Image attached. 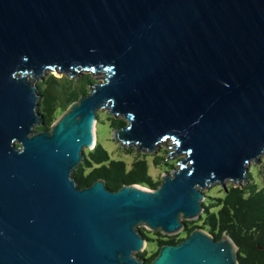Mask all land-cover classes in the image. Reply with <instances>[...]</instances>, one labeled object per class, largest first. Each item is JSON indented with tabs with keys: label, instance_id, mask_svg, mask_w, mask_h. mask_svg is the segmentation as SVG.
I'll list each match as a JSON object with an SVG mask.
<instances>
[{
	"label": "water",
	"instance_id": "obj_1",
	"mask_svg": "<svg viewBox=\"0 0 264 264\" xmlns=\"http://www.w3.org/2000/svg\"><path fill=\"white\" fill-rule=\"evenodd\" d=\"M47 71L106 78L36 130ZM104 109L122 148L173 141L158 188L78 186ZM263 154L264 0H0V264H147L139 228L179 234ZM148 264H239V247L198 227Z\"/></svg>",
	"mask_w": 264,
	"mask_h": 264
},
{
	"label": "trees",
	"instance_id": "obj_2",
	"mask_svg": "<svg viewBox=\"0 0 264 264\" xmlns=\"http://www.w3.org/2000/svg\"><path fill=\"white\" fill-rule=\"evenodd\" d=\"M92 84L94 81L90 73L82 74L76 79H70L65 75L56 77L51 74L38 82L41 95L39 110L44 115V122L37 130L51 129L57 116L62 115L82 95L88 94L89 86ZM106 118L103 120L98 113V126L105 125L106 120L110 121V126L114 129L127 124L123 119H115L113 116L107 115ZM135 151L136 149H128L129 153ZM147 156L146 154L138 156L129 167L124 160L112 159L102 144L97 143L94 149L89 150L85 155L73 176L80 188L103 179L106 186L113 191L119 190L124 185H140L156 189L161 183L155 182L152 178ZM155 159L158 164L166 160L165 157L158 156ZM165 164L172 169L176 168L171 161H166ZM223 193L221 197H207L208 199L203 203L205 212L192 227L187 225V235L198 227L205 229L216 239L226 233L239 247V264H264V188H258V185L248 182L244 185L233 184L228 187L227 192L223 190ZM209 202L211 204L207 205ZM182 235L183 233L166 237L157 232L153 235L160 237L156 251L152 255L147 251L143 252L138 255L139 258L147 264L150 263L159 254L163 244L178 243L182 240ZM147 239L154 240L150 236Z\"/></svg>",
	"mask_w": 264,
	"mask_h": 264
},
{
	"label": "rangeland",
	"instance_id": "obj_3",
	"mask_svg": "<svg viewBox=\"0 0 264 264\" xmlns=\"http://www.w3.org/2000/svg\"><path fill=\"white\" fill-rule=\"evenodd\" d=\"M51 74L56 76V77L64 76L62 74H59L57 71H47V73L45 74L43 79H45L46 77H48ZM82 74H89V72L82 71L81 75ZM91 75L93 77L94 83L105 81V78H106V75L103 73L91 74ZM41 81L42 80H36L35 83H38ZM88 90L90 91V89H88ZM98 113L101 115L103 120L107 119L106 118L107 115L111 116L109 114L108 110H106V109L101 110ZM60 116H61V114H59L57 116V119ZM115 119H123V118L120 117V118H115ZM123 120L126 122L125 119H123ZM110 125H111L110 121H107V120L105 122V125H99L98 126V124H97V126H96V133H97L96 144L101 143L102 146L109 152L112 159L124 160L127 163V165L130 167L132 165V163L134 162V160L138 156H141L142 154H146V155H148L146 158L150 164V174L152 175V178L154 179L155 182H160V183H162L161 178L165 174L171 173L173 170L167 164H165L166 161H171L175 165L176 168L179 167V161L183 158V156L171 157L173 155L172 154L171 156L168 157V155H170L171 153H174V147H173L174 143L172 140H167V141H164L163 143H161L160 146L158 147V149L154 153L136 152V151L134 153H129L128 149H131V148H122L120 146V144L117 141H115V139L113 137L114 128H112V126H110ZM38 127H40V125H37L35 127V129L37 130ZM98 127H99V129H98ZM88 151L89 150H87V149L84 150L85 155L88 153ZM157 156L158 157H165L166 160L163 161L161 164H158V163H156V159H155ZM248 182L258 185V188H261V189L264 188V154L259 158V161H252L250 163ZM233 184L234 183L229 181V182H227V187H229ZM140 187H142V186H140ZM147 189H149V188H147ZM223 190L224 189L219 184L212 185L209 189L204 190V192L206 194V200L208 199L207 198L208 196L221 197L224 194ZM209 204H211V202H209L207 205H209ZM204 212H205V210H204ZM199 219L185 220V223H189V224H186L185 229L187 228V225H188V227H192L196 221H199ZM199 225H201V224H199ZM139 230L143 231L145 234L149 235L150 237H153V235H156L157 232H160V231H157V232L153 233L152 231H148L145 227H141V228H139ZM155 237H156V239L160 238L159 236H155ZM163 239H166V238H163ZM157 247H158V240H155L153 243H148V246L144 252L147 251L149 255H152L156 251ZM139 254H142V253H138V255Z\"/></svg>",
	"mask_w": 264,
	"mask_h": 264
},
{
	"label": "flooded vegetation",
	"instance_id": "obj_4",
	"mask_svg": "<svg viewBox=\"0 0 264 264\" xmlns=\"http://www.w3.org/2000/svg\"><path fill=\"white\" fill-rule=\"evenodd\" d=\"M141 232L143 233V235H144L145 238L147 239L149 235L145 234L143 231H141ZM207 232H208V231H207ZM181 233H183V235L181 236V239H182V240L186 239V238L191 234V233H190L189 235H187V232H186V229H185V228H184V230H183ZM181 233H179V234H181ZM163 235H164V234H163ZM177 235H178V234H177ZM164 236H165V235H164ZM174 236H175V235H174ZM213 236H214V235H213ZM166 237H171V236H167V235H166ZM214 237H215V236H214ZM153 239H154V240H158V239H156L155 236H153ZM219 239H221V238H219ZM219 239H216V237H215V240H219ZM148 240H149V239H147V241H148ZM154 240H153V241H154ZM182 240H181V241H182ZM153 241H148V243H153ZM181 241H179V242H181ZM179 242H178V243H179ZM148 243H147L146 246H145V250H146V248H147V246H148ZM178 243H175V244H178ZM170 244H171V243H170Z\"/></svg>",
	"mask_w": 264,
	"mask_h": 264
}]
</instances>
